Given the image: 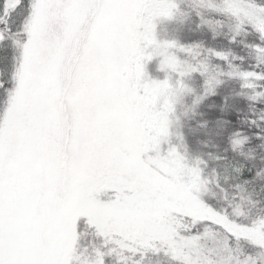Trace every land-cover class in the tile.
Listing matches in <instances>:
<instances>
[{
	"label": "snow or ice",
	"instance_id": "snow-or-ice-1",
	"mask_svg": "<svg viewBox=\"0 0 264 264\" xmlns=\"http://www.w3.org/2000/svg\"><path fill=\"white\" fill-rule=\"evenodd\" d=\"M0 264H264V0H0Z\"/></svg>",
	"mask_w": 264,
	"mask_h": 264
}]
</instances>
